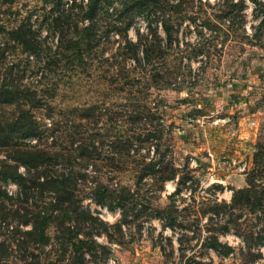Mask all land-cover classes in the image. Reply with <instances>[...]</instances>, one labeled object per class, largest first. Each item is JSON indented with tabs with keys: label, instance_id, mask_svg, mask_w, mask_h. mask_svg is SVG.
I'll return each mask as SVG.
<instances>
[{
	"label": "rangeland",
	"instance_id": "rangeland-1",
	"mask_svg": "<svg viewBox=\"0 0 264 264\" xmlns=\"http://www.w3.org/2000/svg\"><path fill=\"white\" fill-rule=\"evenodd\" d=\"M82 2L0 0V84L23 93L37 89L38 115L72 114L73 121L56 116L55 127L68 128L75 144L85 139L80 136L93 144L91 161L78 168L89 179L77 190L93 218L72 213L74 205L60 214L74 217L75 231H92L83 264L262 262L264 214L232 201L249 177L264 198V20L253 2L196 0L193 10L173 13L178 38L168 46L166 32L148 26L163 10L139 11L121 32L114 24L123 12L105 8L96 15L100 25L93 29L90 58H75L71 51L58 57L63 36H76V25H82ZM19 27L30 29L41 47L29 50L13 39ZM138 31L165 43L149 57L141 50L130 57L123 45H130L126 38L136 41ZM3 101L0 117L11 109ZM129 135L130 159L114 151ZM54 136L49 142L57 145L61 139ZM25 141L36 144L37 138ZM172 163L177 175L158 179L172 171ZM143 171L149 173L140 178ZM3 185L10 194L18 188L13 180ZM50 201L43 197V203ZM29 228L19 223L14 238ZM49 230L48 243L33 247L29 241L33 253L26 261L17 260L19 247L13 250L17 264L70 263L72 253L63 249L54 223Z\"/></svg>",
	"mask_w": 264,
	"mask_h": 264
},
{
	"label": "trees",
	"instance_id": "trees-1",
	"mask_svg": "<svg viewBox=\"0 0 264 264\" xmlns=\"http://www.w3.org/2000/svg\"><path fill=\"white\" fill-rule=\"evenodd\" d=\"M82 1L79 4V12L82 13L79 19L82 25H76V36H69L68 34L63 36V42L59 45L63 52L57 51L58 57L62 56L61 54L68 57L70 54H67V51H71L70 53H73L75 58L79 59L83 56L90 58L93 34L97 32L100 25L96 15L105 8L119 9L123 12L120 17H117V23L114 24L115 29L121 32L128 30L139 11L150 7L163 10L165 13L158 19H148V26L149 30L154 29L153 25H156L158 29L161 27L167 34L166 46H168V41L171 44L178 38L174 27L173 13L193 10L192 7H194L196 0H176L173 2L171 0ZM199 1L203 2V0ZM251 1L254 4L255 12L264 20V0ZM222 3L224 6L232 5L229 0H222ZM178 18L181 20V17ZM83 19H87L89 23L84 25ZM94 28L97 30H93ZM12 33V38L19 40L29 50L41 47L42 42L30 29L22 30L19 27ZM122 36L126 38L127 34ZM137 36L136 41L129 38L125 39L131 46L123 45V48L128 51L125 53L131 54L130 57L136 58L138 50L149 57L150 51L160 50L161 43H165L159 35L158 38L155 35L149 39L138 31ZM48 49L51 47L45 48L46 51ZM159 54L161 51L157 57L162 56ZM14 87L15 89H12L13 87H8L4 82L0 84V99L3 97L4 105L11 108L8 116L0 117V264H17V260L26 261L27 256L33 253L27 246L29 241L32 243L29 246L33 247L48 243L51 239L49 227L52 223L59 231L63 249L70 250L72 253L69 264H83L84 253L82 251L89 241H93L92 231L89 230L90 228L86 230L83 226L77 227L78 231H75V225L71 226L73 221H76L74 217L67 212L68 218L62 219L60 214L61 211L69 210L70 205H74L72 213L77 211L80 215L84 214L93 218L92 214L84 209L83 198L77 193L78 185L85 184L89 179L88 173L78 170V168L91 161L92 152L90 149L93 144L91 141L89 142L88 136H80L79 138L85 139L75 144L76 140H73V133L68 128H64V126L55 127L60 122V118L56 119V116L63 118V120L70 119L73 121L74 116L72 114L69 113L71 117H67L66 113L60 114V112L48 114L43 112L38 115L34 110L36 107L34 100L38 95L37 89L33 88L32 93H23V90L19 89L18 86ZM14 90L18 93H13ZM10 102H13L15 106H11ZM54 114L55 116H53ZM84 117L90 118L88 114ZM85 132L88 134V130ZM50 136L61 139V142H58L57 145L49 142ZM132 136L134 135L127 136L124 146L119 145V148L114 151L130 159L132 156L131 149H133ZM26 138H37V143H28L25 141ZM118 144H122V141H119ZM174 163H172V171L166 175H159L158 179L164 181L168 178H174L178 172ZM148 173L143 171L139 177L143 178ZM8 180H13L18 185L13 194H10L3 187L4 182ZM255 185V178L249 177L247 186L236 188L232 199L233 206L251 212H257L260 209L261 213L264 214V198L258 195ZM45 195H48L53 202L43 203ZM169 198L172 199V196ZM9 206L15 208L13 212L10 211ZM19 223L20 226L30 224V228L24 232L26 237L29 236V239H26L25 236L17 238L18 240L14 238L17 232L15 228ZM5 227L8 232H4L3 228ZM263 241L264 236H262ZM213 246L216 247V244ZM18 247L23 252L21 253L22 256L17 259L18 255L14 257L13 250L16 251ZM259 257L261 258V255ZM259 264H264V260Z\"/></svg>",
	"mask_w": 264,
	"mask_h": 264
},
{
	"label": "built area",
	"instance_id": "built-area-1",
	"mask_svg": "<svg viewBox=\"0 0 264 264\" xmlns=\"http://www.w3.org/2000/svg\"><path fill=\"white\" fill-rule=\"evenodd\" d=\"M108 264H112V263H111V261H110V262H108Z\"/></svg>",
	"mask_w": 264,
	"mask_h": 264
}]
</instances>
